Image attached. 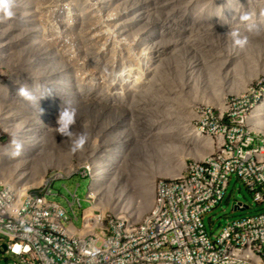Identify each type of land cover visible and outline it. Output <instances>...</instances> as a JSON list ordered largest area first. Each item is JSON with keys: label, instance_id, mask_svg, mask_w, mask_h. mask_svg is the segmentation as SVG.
Wrapping results in <instances>:
<instances>
[{"label": "built area", "instance_id": "1", "mask_svg": "<svg viewBox=\"0 0 264 264\" xmlns=\"http://www.w3.org/2000/svg\"><path fill=\"white\" fill-rule=\"evenodd\" d=\"M103 2L108 4L106 9ZM12 4L16 16L5 18L0 12V34L5 38L0 39V83L20 76L8 61L5 43L12 36L24 41L37 33L42 53L33 56L34 68L22 76L32 80L38 101L42 74L55 72L45 70L48 61L55 63L53 41L56 46H68L70 60L80 61L89 56L85 46L91 41L94 14L102 20L98 28L117 29L113 22L129 21L130 8L132 22L140 20L135 6L124 12L123 0H12ZM80 4L84 12L79 11ZM26 5L30 14L23 20ZM12 21L21 23V36L11 31ZM72 86L73 82H68L59 88L68 100ZM34 102L27 101L26 107L32 108ZM236 104L238 111L232 113L230 107ZM254 107L252 95L231 97L218 117L220 125L228 129L226 133L212 131L209 135L215 141L209 154L189 161L179 175L159 177L152 205L140 218L97 205L93 183L107 173L101 169L95 174L88 167L90 160L67 171L58 167L48 170L45 183L28 189L18 182L0 180V245L7 244V249L0 251V263L5 259L9 264H264V209L220 221L223 226L217 233L212 230L215 221L210 219V229L205 222V216L226 199L232 177L244 184L254 203L264 205V135L247 125ZM41 108L38 104L34 109ZM4 113L0 109V116ZM2 125L0 146L7 143L9 133ZM76 175L90 179L81 225L75 223L79 219L75 206L82 207L83 202L77 193L79 184L71 193L73 198H67L71 213L49 197L55 181ZM234 208L244 210L249 205L235 200Z\"/></svg>", "mask_w": 264, "mask_h": 264}, {"label": "bare ground", "instance_id": "2", "mask_svg": "<svg viewBox=\"0 0 264 264\" xmlns=\"http://www.w3.org/2000/svg\"><path fill=\"white\" fill-rule=\"evenodd\" d=\"M81 1L82 0H79V2ZM182 1L183 6L174 9L172 17L170 16L167 35L162 31L164 25L168 24L166 18L160 19L162 23L158 25V27L160 26L158 29L159 33L167 39L168 43L163 44L164 42L160 40L156 41V39H153L151 43L157 46L158 49L169 46V54L167 53L164 55L168 60L164 59V57L157 56L158 61L155 63V76H164L162 72L166 70H169L170 74L175 73L179 78V83L176 82L177 84L175 86H181L179 90L180 93L176 96L182 98L184 95H189L190 102L186 99L189 102L186 101L189 110L185 109L187 111H181L180 108L178 109L180 106L168 104L166 102L160 103L161 105H158L160 107L154 105L155 113L153 115H150L144 121L143 116L139 118L140 124L146 123V132L142 137L141 135L137 136L132 129L128 130L127 133L118 131L116 125L118 119L117 117H113L116 116L115 113L119 103H124L127 98L131 99V103L135 102V99H133L136 97L134 90H127L125 94L124 92L121 93L124 89L115 94L95 90L92 94V90L89 86L88 89H86L84 85H80V78L75 74V72H77L75 71L76 67L72 64L74 63L73 60H70V57L64 54H70L68 46H56L53 40L52 47L56 52L55 63L48 61V67H46L45 70L50 71L57 67L58 72L54 73L52 71L51 73H44L42 75L47 78V80L43 82L48 84L54 83V88L57 89L52 91V88L50 94L47 92V95H51L53 100H56L55 108L53 113L49 114L47 122L44 125L42 124L39 128L29 127V125H34L36 123L35 114L36 112H40V110L34 111V108L38 106V100L32 104L34 108L28 112L29 114L27 113L25 115L24 110L30 108L26 107L28 100L24 99L19 94L17 95V93L18 90L24 86L33 92L35 87L34 84L31 83L32 80L22 75L24 72L34 68L33 56L42 52H40V44L37 43V33L33 32L31 35H28V38L24 41H22L24 39L22 37H20V41H18L15 36H12V39L5 43L9 48L8 61L14 66V69H16L20 76L10 78L11 80L7 84L0 83V109L5 112L0 116V123H2V127L10 133L12 139L10 143H5V145L0 146V180L10 182L11 184L18 182L26 189L45 183L47 171L50 167H58L65 171L72 167L70 163L71 155H68V159L65 158L64 160L60 158V155L53 153L52 146L55 145V147H57L56 144L60 143V136L56 137L58 132L54 130V127L58 126L57 120L60 112L65 107L75 108L78 104V98H84L85 100L92 98L109 100V104L105 105L108 113L106 115L107 120L97 121V116L92 117V122H94V124L99 122L98 124L102 127V138L101 144H99L100 153L95 150L96 148L93 149V151L96 152H90V161L88 164V167L94 169L95 174L101 169L103 172L107 173V175L100 177L93 183V193L97 196V205L101 208L109 207L116 212H122L130 209L133 205L135 209H131L129 212L131 214L137 212L141 216V213L146 209L148 210L152 205L155 193L154 178L156 176L172 177L179 175L186 166L185 157L191 155L202 158L206 152L212 151L213 142L215 141L214 138L209 135H204L193 123V120L200 118V115L195 111L194 107L201 104L204 100H207L205 96H202V99L199 98V96H197L198 91L205 87L208 89H215L219 86L218 84H233L236 82L237 77H239V72L246 69V76H244L243 82L241 83V88L245 90L249 83H251L260 72H264V67L254 68L249 65L246 66V63H252L253 65V58H249L246 51L247 45L244 48L237 46L239 49L236 50L233 40L228 34L230 30L238 31L241 29L238 33L242 36H246L247 38H252L253 36L259 37L260 40L263 41V48L254 47L251 48V51L255 53V56H259L260 60L262 58L264 62V0ZM199 1L202 2V5H196V7L192 6L193 2ZM153 2H156L157 6V0H153ZM224 2H226V4H224ZM167 3L169 7L172 6L171 8H173V0H167ZM130 4L133 6L137 5L136 9L142 12L145 17H155L156 15L152 10L153 4L151 0H124L123 9ZM213 4L214 7L212 6ZM102 7L106 9L108 4L103 2ZM212 7H216L215 10H213ZM78 9L82 12L84 10L83 4H80ZM0 12L4 14L2 11ZM13 12L14 16H16L17 12L14 11V8ZM29 14L30 10L26 5L22 10V19L25 20ZM245 14L249 15V21L241 20V16ZM166 17H169V14ZM176 17L180 20L176 19ZM256 17L260 19V23L249 31L247 25L249 23L252 24V20H255ZM148 21L150 20L148 19ZM12 22L11 31L21 36L24 33V30L20 31L22 29L21 23L17 21ZM114 26L118 27V22H115ZM176 26L178 29L183 27L185 31L184 45L177 44L178 39L176 37V32L178 29L174 31ZM196 27H203V30L206 29L205 31L212 35L202 38L203 40L199 42L200 50L195 47V44L198 42L195 41V38L198 35L192 34V31ZM245 29L247 31H242ZM158 30L155 29V32L150 31V33L145 31L143 37H153ZM188 32L192 33L190 34ZM186 33L188 34L186 35ZM180 34L181 33H179V35ZM0 39L1 41L5 40L1 34ZM180 42L181 41H179V43ZM139 43L141 42L139 41ZM182 47L183 49H181ZM183 50H185L184 53ZM186 55L191 56V59H186ZM89 60L95 59L92 57ZM164 61L167 63L163 64ZM69 63L72 64L74 68L71 73L65 69ZM83 66L85 65L83 64ZM196 67L201 70H197ZM210 69H213L216 74L214 72V74H212ZM58 77H61L60 82L56 81ZM115 80H118L117 75H115L111 82ZM68 82L76 84L74 87L72 86L73 90L70 92L72 104L69 103L70 101H67L69 98L66 97V94H62L59 89L61 85ZM118 82L121 84L123 81L120 79ZM145 83L147 84V82ZM230 90H226L225 93H228ZM156 98L158 97L156 96ZM162 98H164V96H162ZM212 103L218 105L222 110L227 109L224 95L217 101H212ZM130 108L131 106L129 105V109ZM132 113L133 111L130 109V114ZM180 113H183V115ZM76 118L78 119L77 116ZM33 120L35 121L33 122ZM113 121L115 123H113ZM248 121L250 125H253L254 129L264 134V98L255 106ZM77 122L79 124L77 123L76 125H83V128L81 127L82 131L89 134L88 142H91V133L95 127L91 125L87 126L89 125L88 123L84 124L83 122H79V120H77ZM14 139L21 144L18 155L15 154L16 148L13 144ZM91 144L92 142L90 143V148ZM78 155H80V153ZM125 192H129L132 196L141 197L142 201H144V207L140 208L135 198L132 200L126 197Z\"/></svg>", "mask_w": 264, "mask_h": 264}, {"label": "rangeland", "instance_id": "3", "mask_svg": "<svg viewBox=\"0 0 264 264\" xmlns=\"http://www.w3.org/2000/svg\"><path fill=\"white\" fill-rule=\"evenodd\" d=\"M173 1H174L173 8H171L172 6L169 7L167 0H157V6H156V2H153V0H151V3L153 4L152 10L156 14V15L154 14L155 17H148V16L145 17L143 15V13L140 12V14H138V15L140 16L141 21L138 20L137 22H132V16L134 15V12L129 7V6H133L131 4V5L127 6L128 8L126 7L124 9V12H125L126 10H128L130 8L129 12H128L129 13V21H127L124 18V20H117V21L113 22V26H114L115 22H118L117 29L98 28L97 26L102 23V20L96 19V17H98V15L94 14L93 18H92L94 20V21L92 20V23H94V24L90 30V35H91L90 43L91 44H89L88 46H85L88 53H89V56L85 57L83 60H80L78 62L73 61L74 63H72L76 67V69H75V71H77V72H75L76 76H78V78H80V85H84L86 89H88V86H89V88L92 90V94L95 92V90L104 91L105 93H112V94L118 93V91H120L122 89H124V91H122L121 93L124 92V94L126 93L125 91H127V90L128 91L130 89L134 90V92L136 93V97L133 98V99H135V102L131 103L130 102L131 99L127 98V100L124 101V103H122V102L119 103V106L117 107L116 113H115L116 116H113L114 118L117 117V119H118L117 123H116L118 131H123L124 133H127L128 130L132 129L137 134V136L141 135V137H142V135L146 132V126H145L146 123L140 124L139 118H140V116H143V118H144L143 121H144L147 117H149L150 115H153L155 113L154 105H156V107H157L158 105H161L162 103L166 102L168 104L180 106V107H178V109L180 108L181 111L182 110L183 111L189 110L188 109L189 107L186 105L187 104L186 99H188V101L190 102L189 95L188 94L186 95L188 98L185 95L182 96V98H179L178 96H176V95H179L178 93H180L179 90L181 89L180 85L175 86L177 83H179L178 76L175 73L170 74L169 70L162 72L164 74V76L163 75L161 77L155 76V67H156L155 63H157L156 61H158L157 56L164 57V59L168 60L166 58V56H164V55H166L167 53L169 54V52H168L169 46L162 47L161 49H158L157 46H154V44H152L151 42H153V39L154 40L156 39V41L160 40V41L164 42L163 44L168 43L167 39H165V37H163L161 35V33H159L158 29L160 28V26L158 27V25H159V23H162V22H160V19L166 18V21H168V24L164 25L162 31H163V33H166V35H167L168 31H169L168 27H169V22H170V16L172 17V15L174 13V9H176V8L178 9L179 7L183 6L182 0H173ZM123 4H124V0H123ZM224 4H226V2H224ZM196 5L197 6L202 5V2H200V1L199 2H193L192 6L196 7ZM212 6L214 7V4ZM215 8H213V10H215ZM134 9L137 10L136 8H134ZM143 12H144V9H143ZM168 14H169V17H166ZM256 15H258V14H256ZM148 19L150 21H148ZM176 19H179V18L176 17ZM180 19L182 20L181 16H180ZM145 20L147 21V23ZM140 22H142V23H140ZM171 22H172V20H171ZM259 23H260V19L257 17L255 20H252V24L255 26H257ZM155 29L158 30V32L155 33L153 37L150 35H149L150 38L149 37L148 38L143 37L145 31L150 33V31L153 32ZM176 29H178L177 26L175 27L174 31ZM205 30L206 29L203 30V27H196L192 31L193 33L188 32L190 34L192 33L193 35H198L195 38L196 39L195 41H198L197 44H195V47L198 48L199 50H200V46H199L200 43L199 42H201L203 40L202 38H204L205 36H212L211 34L207 33ZM238 31H241V29H239ZM242 31H247V30L245 29ZM176 33H177L176 37L178 39L177 44L184 45L185 31L183 30V27H180V29H178V31ZM179 33H181V34L179 35ZM188 33H186V35ZM142 40H143V42H142ZM247 40L249 43H247L246 51H247L248 57L253 58V65H252V63L251 64L246 63V66L249 65V66L254 67V68L264 67V62L262 61V58L260 60V57L255 56V53L251 51V48H254V47L263 48V41H261L259 37H255V36H253L252 38H247ZM139 41L141 43H139ZM179 41H181V42L179 43ZM82 47H84V46H82ZM85 47L83 49H85ZM234 48L236 50L239 49L235 45H234ZM181 49H183V47ZM114 52H116V53H114ZM184 52H185V50H183V53ZM64 54H66L67 56L70 57V54H68V53H64ZM92 57L95 60H89ZM142 59H143V61H142ZM186 59L190 60L191 56L186 55ZM60 61H65V60H60ZM93 62H95V63H93ZM166 63H167L166 61L163 62V64H166ZM72 64L69 63V64H67V66L65 65L66 68H68V71H73L74 68L72 67ZM83 64L85 66H83ZM122 68H123V70H122ZM137 68H138V70H137ZM196 69L201 70V69H198L197 67H196ZM53 70H55V72H58L57 67L54 68ZM210 72L212 74L215 73V71L213 69H210ZM171 73H172V71H171ZM114 74L118 76V80L111 82V80L114 79V77H115ZM239 74H240L239 77H237L236 82L233 84L232 83H230L229 85L228 84H218L219 86L215 89H208L207 87H205V88H201L198 91L197 96H199V98L202 99V96H205V98L207 100H209V101L204 100L201 104H198L194 107L195 111L200 115V118L193 120V123L199 130H201V132L204 135H209V133H211L212 131L225 132L226 133V131L228 130V129H225L223 126L220 125V119L218 118V117H220V115L223 112H225L226 109L222 110L218 105L212 103V101H217L219 98H221L222 95H224V97L226 99V106H228L227 104L229 103V100L231 97H233V96L236 97V96H240L243 94L252 95L253 99L255 100V106H257L263 100V98H264V72H260L259 75L256 78H254L251 83H249V85L247 86V89H245V90L241 88V83L243 82L244 76H246V69L239 72ZM120 79L123 81L121 84H119V82H118ZM181 79H182V77H181ZM45 80H47V78L42 77V80L40 81L42 90H41V93L39 92L40 94H38V96L44 97V98L40 99V101H38V104H42L43 108L40 109V112H38V113L36 112V114H35L36 123L34 125H29V127H38L39 128L42 124L44 125L47 122L49 114H52L54 111L56 100H53V97L51 95H47V92H49V90H51L52 88H53L52 91L55 90L54 84H53V87H51L52 84H48L46 82H43ZM56 81L59 82L60 78L58 77V79H56ZM145 82H147V84ZM75 85L76 84H73V87ZM119 87H120V89H119ZM161 88H162V90H161ZM228 89L229 90L231 89L233 91L230 90L228 93H225V91ZM34 93H36V92H34ZM139 94H140V96H139ZM156 96L158 98H156ZM162 96H164V98H162ZM70 99L72 100V98H70ZM71 100H67V101L68 102L70 101L69 103L72 104ZM155 100H156V102H155ZM77 102H78V104L75 106V109L77 110L78 119L76 118V123L73 126L72 130L75 131V133L77 135L83 132L82 131L83 125L82 126L76 125L78 123L77 120H79V122H81V123L83 122L84 124L88 123L89 125H87V126L91 125V126L95 127V129L93 128V132L91 133L92 134L91 142L94 145L91 144V148H90L89 146H90L91 142L87 141V143L85 144L84 149L82 151L72 152V151H70V148L72 146V140H70L68 137H66L60 133H57L56 137L60 136V139H59L60 143L56 144L57 147H55V145L52 146L53 153L60 155L61 156L60 158H63L64 160H65V158L68 159V155L69 156L71 155L70 156V158H71L70 163L71 164L73 163L72 167L79 166V164L80 163L82 164L83 162L85 164H87V161H89V158H90V152L94 153L97 151L98 153H100V151H99L100 145L99 144H101V138H102L101 129H102V127H101V125L98 124L99 122L94 124V122H92V117L97 116L98 117L97 121L107 120L106 115L108 113H107V108L105 107V105L109 104L108 99L103 100L101 98H98V99L92 98V99H88V100L87 99L85 100L84 98H81V99L78 98ZM129 105L131 106L130 109L133 111L134 115H133V113L130 114ZM158 107H160V106H158ZM30 108L28 110H24L25 115L28 112H30V110H32V108H34V107H32L31 109ZM238 108H239V106H238V104H236L235 106L230 107V111L232 113H236L238 111ZM185 109H187V110H185ZM147 110L149 111V113ZM34 111H36V110L34 109ZM212 113H214L213 114L214 116L212 115ZM180 114L183 115V113H180ZM127 116H128V118H127ZM127 119H129V120H127ZM34 121L35 120H33V122ZM125 121H126V123H125ZM113 123H115V122L113 121ZM247 125L252 131H255L257 133H261V132L257 131L256 129H254L253 125L249 124V121H248ZM56 127H54V130H56ZM75 127L78 129H76ZM141 127H143L144 129ZM229 128H231L233 130L235 128V125L231 124L229 126ZM10 137H11V135L9 133H7V135L5 136V141H4V142H7L6 144H8L12 141V139H10ZM8 139H10V140L8 141ZM214 140H215V138H214ZM88 143H89V145H88ZM3 145H5V144H3ZM93 149H95L96 151H93ZM210 152L209 151L206 152V154L204 156H206ZM79 153H80V155H78ZM193 159H200V157L191 156V155L187 156V157H185L186 164ZM51 169H56V167H52V168L50 167V169H48V170H51ZM159 177H162V176H156L154 178L155 184H156V181L159 179ZM89 183H90V179L88 177H81V176H77V175L73 176L71 178L59 179V180L55 181V183L53 184V194L49 195V197L51 199L58 201L61 205L66 207L68 209V211L71 213L72 210L70 208V205L68 203L67 198H69V199L73 198L71 193H74L76 191L77 185L79 184L78 189H77V193L80 196V198L83 199V202H82V207L75 206L76 212L79 215V219L75 220L76 225H81L82 208L88 205V201H85V198H86V195L88 192ZM40 185H38V186H40ZM34 187H36V186H34ZM30 188H32V187H30ZM26 189H28V188H26ZM125 195H126V197H128L132 200H134L133 198H135V201H137V205H140V208L144 207V205H143L144 201H142L141 197L132 196L129 192H125ZM235 200L244 202L245 204L249 205V208L244 209V210L235 209L234 208ZM106 209L116 212L115 210H113L109 207H106ZM131 209H135L133 205L130 207V209H128L126 211L129 212V211H131ZM263 209H264V205H258V204L253 202V198H252L250 192L248 191V189L244 186V184L240 180H238L237 178L232 177L226 199L224 200V202L219 207H217L214 211H212L210 214L205 216V222H206L208 228L210 229V219L215 221L216 224L213 226L212 230L215 233H217L221 229V227L223 226L222 223L221 224L219 223L220 221L224 222L226 219H236V218H239L242 216L254 214V213L261 211ZM126 211H122V212L125 213ZM146 211H147V209L144 210L143 213H141V216L136 212L134 214V217L140 218V217H142V215ZM118 213H121V212H118ZM1 256H2V253L0 252V257ZM5 257L6 256H3V258H5ZM0 264H9V263L6 262L5 259H3Z\"/></svg>", "mask_w": 264, "mask_h": 264}, {"label": "clouds", "instance_id": "4", "mask_svg": "<svg viewBox=\"0 0 264 264\" xmlns=\"http://www.w3.org/2000/svg\"><path fill=\"white\" fill-rule=\"evenodd\" d=\"M14 5L12 4V0H0V11L4 13L5 18H11L14 15L13 12ZM242 21H249V15L245 14L241 16ZM249 31H251L255 25L249 23L247 25ZM235 46H238L240 48H244L247 43V37L241 36L238 31L230 30L228 33ZM51 90H49L50 94ZM18 94L22 96L24 99H27L29 101H36L37 96L34 92L29 90L26 86L21 87L18 90ZM44 98L43 96L40 97V99ZM76 116H77V110L74 107H65L59 114L58 120H57V127L56 130L58 133L68 137L70 140H72V152L82 151L84 149L85 144L88 141V134L86 132H82L80 134H76L75 131H73V126L76 123ZM13 144L16 148L15 154L18 155L19 151L21 149V144L17 140H13Z\"/></svg>", "mask_w": 264, "mask_h": 264}, {"label": "water", "instance_id": "5", "mask_svg": "<svg viewBox=\"0 0 264 264\" xmlns=\"http://www.w3.org/2000/svg\"><path fill=\"white\" fill-rule=\"evenodd\" d=\"M7 249V244L6 243H2L1 245H0V251H4V250H6Z\"/></svg>", "mask_w": 264, "mask_h": 264}]
</instances>
